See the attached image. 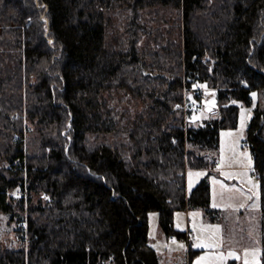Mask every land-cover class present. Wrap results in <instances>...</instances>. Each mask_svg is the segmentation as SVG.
<instances>
[{
    "label": "trees",
    "instance_id": "obj_1",
    "mask_svg": "<svg viewBox=\"0 0 264 264\" xmlns=\"http://www.w3.org/2000/svg\"><path fill=\"white\" fill-rule=\"evenodd\" d=\"M197 83L221 115L193 125ZM253 91L264 264V0H0V211L28 237L0 264H162L149 212L183 238L177 210L217 211L187 172L213 166Z\"/></svg>",
    "mask_w": 264,
    "mask_h": 264
},
{
    "label": "rangeland",
    "instance_id": "obj_2",
    "mask_svg": "<svg viewBox=\"0 0 264 264\" xmlns=\"http://www.w3.org/2000/svg\"><path fill=\"white\" fill-rule=\"evenodd\" d=\"M196 91L200 92V97L196 96ZM185 93L182 107L186 112L187 123L200 125L221 115L219 108H216V91L207 83H197ZM252 96L253 102L250 105L234 101L240 107L238 125L222 129L220 146L208 151V157L216 159L213 172L209 174L206 169H188V191L208 174L212 191L211 205L217 209L213 213H207L202 207L175 212V227L182 232L191 231L196 234L191 258L186 249V240L189 239L173 234L174 239L168 240L171 237L165 235L159 212H149L150 243L158 250L162 264H246L243 249L262 247L259 184L247 140L250 120L259 101L258 91H253ZM26 122L31 125L28 119ZM29 135L32 134L26 130V147ZM2 164L5 163L0 162ZM12 194L18 195L15 191ZM34 199H38L37 195ZM20 223L12 214L0 211V246L20 248L28 244V237L24 236L26 231L20 230ZM172 243L178 248L171 252L168 248H171Z\"/></svg>",
    "mask_w": 264,
    "mask_h": 264
},
{
    "label": "crops",
    "instance_id": "obj_3",
    "mask_svg": "<svg viewBox=\"0 0 264 264\" xmlns=\"http://www.w3.org/2000/svg\"><path fill=\"white\" fill-rule=\"evenodd\" d=\"M212 167L213 166H211L210 168H193V169H206L207 171H209L208 173L211 174L213 172ZM256 175H257V178H258L259 194H260V180H259V177H258V174L257 173H256ZM260 230H261V221H260ZM233 235H235V232L233 233ZM171 239H174V238H170V239L168 238V240H170V241H171ZM182 239H184V238H182ZM195 241L196 240H190V241L189 240H186V242H188V246L186 247V249H188L189 256H190V252L193 251L192 244ZM245 244H247V243H243L242 245H245ZM260 244H261V241H260ZM176 248H178V247L175 246L172 243L171 248H168V251H171V252L172 251H175ZM243 255H244L246 264H257V263L258 264H262V260H261L262 247H259V248L246 247L245 249H243ZM190 258H191V256H190Z\"/></svg>",
    "mask_w": 264,
    "mask_h": 264
},
{
    "label": "built area",
    "instance_id": "obj_4",
    "mask_svg": "<svg viewBox=\"0 0 264 264\" xmlns=\"http://www.w3.org/2000/svg\"><path fill=\"white\" fill-rule=\"evenodd\" d=\"M17 193L18 194H22L23 190L22 188H18L17 189ZM186 237L190 240H195L196 239V234L194 232L189 231L188 233H186ZM171 238H174V236H171Z\"/></svg>",
    "mask_w": 264,
    "mask_h": 264
},
{
    "label": "water",
    "instance_id": "obj_5",
    "mask_svg": "<svg viewBox=\"0 0 264 264\" xmlns=\"http://www.w3.org/2000/svg\"><path fill=\"white\" fill-rule=\"evenodd\" d=\"M37 1H39V0H37Z\"/></svg>",
    "mask_w": 264,
    "mask_h": 264
},
{
    "label": "snow or ice",
    "instance_id": "obj_6",
    "mask_svg": "<svg viewBox=\"0 0 264 264\" xmlns=\"http://www.w3.org/2000/svg\"><path fill=\"white\" fill-rule=\"evenodd\" d=\"M199 246V245H198Z\"/></svg>",
    "mask_w": 264,
    "mask_h": 264
}]
</instances>
